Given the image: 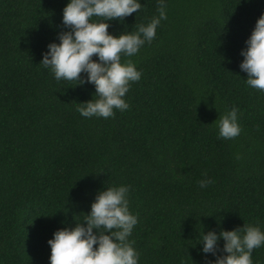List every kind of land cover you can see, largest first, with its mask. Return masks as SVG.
<instances>
[{
	"label": "trees",
	"instance_id": "16d2710c",
	"mask_svg": "<svg viewBox=\"0 0 264 264\" xmlns=\"http://www.w3.org/2000/svg\"><path fill=\"white\" fill-rule=\"evenodd\" d=\"M140 2L108 31L157 15V0ZM65 3L0 0V264H49L46 241L61 221L71 227L116 184L130 185L138 264H206L193 246L200 228L264 230V91L238 67L264 0H166L152 42L121 57L141 71L129 108L107 118L76 110L93 85L39 64L64 30ZM233 105L241 132L218 138L216 120ZM205 175L213 183L200 188ZM252 260L264 264V245Z\"/></svg>",
	"mask_w": 264,
	"mask_h": 264
},
{
	"label": "clouds",
	"instance_id": "9594fccd",
	"mask_svg": "<svg viewBox=\"0 0 264 264\" xmlns=\"http://www.w3.org/2000/svg\"><path fill=\"white\" fill-rule=\"evenodd\" d=\"M141 7L140 0H66L60 19L64 30L57 33L56 41L46 45L39 64L56 80L74 81L72 86L85 82L93 85L91 99L77 103L76 110L83 117L107 118L114 115V109L129 108L125 93L131 82L140 79L141 71L131 59L121 57H131L152 42L157 26L167 18L166 0H157V15L134 30L114 35L108 31V21L123 20ZM244 45L238 67L246 74L249 87L264 91V11L256 18ZM93 54L96 59H92ZM216 123L218 138L230 139L241 132L235 105L219 114ZM197 183L205 188L213 180L205 175ZM129 188L128 184H116L98 190L88 211L81 212L82 219L74 220L71 227L61 221L63 226L46 241L49 264H138L139 253L129 238L138 222L129 209ZM221 239L222 244L218 243ZM195 244H199L198 252L206 264H253L252 251L264 245V230L258 223L218 231L200 228Z\"/></svg>",
	"mask_w": 264,
	"mask_h": 264
}]
</instances>
